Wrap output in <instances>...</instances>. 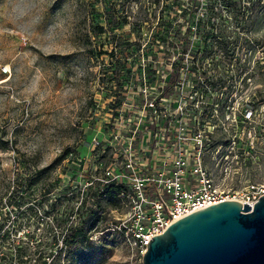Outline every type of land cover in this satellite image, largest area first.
Returning <instances> with one entry per match:
<instances>
[{
    "label": "rangeland",
    "instance_id": "374dc122",
    "mask_svg": "<svg viewBox=\"0 0 264 264\" xmlns=\"http://www.w3.org/2000/svg\"><path fill=\"white\" fill-rule=\"evenodd\" d=\"M234 2L232 9L223 0H0V222L19 195L23 208L38 206L50 223L0 230L1 240L42 241L47 257L36 264H141L139 247L111 228L126 212L122 198L77 204L75 196L99 185L111 143L119 147L135 127L132 140L140 139L142 83L155 100L163 89L171 107L175 80L191 79L186 65L207 56L218 63L213 72L235 79L229 122L251 90L264 88V0ZM239 3L243 14H235ZM258 122L264 103L240 131ZM254 150L258 161L237 175L229 165L224 185L264 181V144ZM221 162L208 164L214 176ZM74 226L80 241L70 235Z\"/></svg>",
    "mask_w": 264,
    "mask_h": 264
},
{
    "label": "built area",
    "instance_id": "2783aa9c",
    "mask_svg": "<svg viewBox=\"0 0 264 264\" xmlns=\"http://www.w3.org/2000/svg\"><path fill=\"white\" fill-rule=\"evenodd\" d=\"M186 66V72L193 77L188 80L183 75L175 80L176 93L171 107L166 103L163 89L158 90L155 100L149 97L150 87L143 81L139 90L140 106L146 107L147 124L142 135L138 141L132 140L135 127L119 147L111 143L109 165L96 177L99 187L109 182L120 186L116 194L127 209L111 228L121 231L141 253L151 235L161 232L167 224L184 214L231 198L252 205L264 193V181L248 177L238 188L222 183L223 179H231V174L226 171L229 165H235L237 175L245 170L246 164H253L260 157L261 152L254 149L264 144V136L259 138L261 132L264 134V124L258 122L252 131L248 127L245 134L240 129L244 123L250 124L254 113L264 103V88L251 90L242 113L237 120L229 122L227 109L234 97L235 79L213 72L218 63L207 56H203L200 62L190 61ZM146 109H151L152 113ZM221 160L225 161L221 162L222 170L214 176L208 164L217 165ZM18 199L14 196L5 204L6 216L10 221L18 218L19 223L17 227L9 226L5 224L9 220L2 219L0 230L6 234H14L21 225H30L31 221L27 222L23 217L28 210L20 201L16 205ZM36 209V223L41 225L44 211L40 213L38 206ZM0 243V264L38 262L32 247L27 254L16 256V246L29 244L27 241L11 238L6 242L0 239ZM6 247L10 249L8 256ZM44 257L47 256L41 258Z\"/></svg>",
    "mask_w": 264,
    "mask_h": 264
},
{
    "label": "water",
    "instance_id": "95a60500",
    "mask_svg": "<svg viewBox=\"0 0 264 264\" xmlns=\"http://www.w3.org/2000/svg\"><path fill=\"white\" fill-rule=\"evenodd\" d=\"M141 264H264V193L252 205L225 199L149 237Z\"/></svg>",
    "mask_w": 264,
    "mask_h": 264
},
{
    "label": "trees",
    "instance_id": "16d2710c",
    "mask_svg": "<svg viewBox=\"0 0 264 264\" xmlns=\"http://www.w3.org/2000/svg\"><path fill=\"white\" fill-rule=\"evenodd\" d=\"M158 1V0H157ZM224 5L228 8V7H233V5L235 4L234 0H223ZM213 5V4H212ZM234 8V7H233ZM232 8V9H233ZM245 10V6L241 5L240 3L236 6V10H235V14L236 13H240L243 14ZM210 12L212 14L217 13L215 10H213L212 8L210 9ZM213 16V15H211ZM98 30L101 31V27L98 26ZM108 53V52H106ZM88 188V187H87ZM120 186L118 184H115L113 182H109L101 187L96 186L94 189L88 190V189H81L78 193H80V195L83 196L78 198V196H75L76 200H78V204H84L85 202V197L90 196L93 202L98 201L101 196H115L116 193L118 192ZM84 190V191H83ZM17 197L19 198V195H17ZM20 199V198H19ZM19 199L16 202V205L19 204ZM97 205V203H96ZM95 205V206H96ZM82 206V205H81ZM29 211H27V214L24 215L23 217L25 218V220L27 222H33V221H38V215L36 214V211L34 210V208L29 207L28 206ZM33 209V210H32ZM28 210V209H27ZM46 212V211H44ZM41 226L43 227L44 230H49V223L46 221H41ZM57 223V222H56ZM2 226V222H0V228ZM121 232V231H120ZM50 233V232H49ZM70 235L72 237L73 240L75 241H80L82 238H84V234L82 232V229L79 227L74 226L73 227V231L70 232ZM52 237V235H51ZM53 240H55V238H53ZM42 241H38V242H34L31 245L30 244H20L19 246H16V256L21 257L23 256L25 253L27 254L30 250L29 248L32 247V252L35 253V255L37 256V258H41L42 256H44V251L45 249L43 248L44 246H40L42 243ZM0 246H2V244L0 243ZM40 246V247H39Z\"/></svg>",
    "mask_w": 264,
    "mask_h": 264
}]
</instances>
